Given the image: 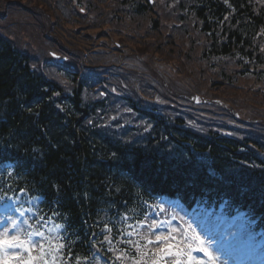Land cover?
<instances>
[{"label": "trees", "instance_id": "obj_1", "mask_svg": "<svg viewBox=\"0 0 264 264\" xmlns=\"http://www.w3.org/2000/svg\"><path fill=\"white\" fill-rule=\"evenodd\" d=\"M165 2L59 0L48 17L55 16L56 24L63 25L89 23L93 16L101 20L107 14L105 20L115 23L110 32L117 29L137 50L150 57L156 54L153 58L172 56L189 76L185 66H194L199 79L212 70L218 74L215 80L223 79L227 90L234 91V103L244 110L264 111V0ZM33 4L37 11V0ZM13 7H22L26 14L19 25L12 22ZM31 9L22 2H0V150L18 162L16 187L45 195L46 203L63 213L70 237L69 264L95 261V249L109 264H152L157 247L147 237L135 242L110 230L124 219L138 225L142 209L157 195L204 194L219 201L248 190L246 206L264 228V161L260 167L245 164L254 159V152L241 140L252 136L213 134L206 121L191 129L186 112L173 105L177 96L170 88L160 94L173 97L148 91L147 85L140 94L131 85L130 103L105 87L118 76L116 69L96 72L87 67L112 63L108 53L62 45L53 34L55 23L45 13L43 23L33 19L46 32L41 35L30 25ZM34 38L68 56L67 62H53L50 56L43 60ZM90 71L109 82L84 84L88 78L83 75ZM116 87L121 90V83ZM157 96L167 105L144 101ZM255 135L254 145L264 153L263 122Z\"/></svg>", "mask_w": 264, "mask_h": 264}, {"label": "snow or ice", "instance_id": "obj_2", "mask_svg": "<svg viewBox=\"0 0 264 264\" xmlns=\"http://www.w3.org/2000/svg\"><path fill=\"white\" fill-rule=\"evenodd\" d=\"M2 199L3 197H0V200ZM20 215L23 216L24 212L20 211ZM7 220L11 227L5 226L0 229V264H62L60 252L64 245L58 243L61 239L59 235L50 237L45 232L36 230L27 220L23 223L28 225L29 229H33L32 231L21 228V222L16 218L9 216ZM61 227L56 226L57 229ZM158 227L160 224L156 221L149 225L150 229ZM51 231L53 230L49 229V232ZM172 231L167 235L164 233L157 235V241H165V246L158 247L157 252L153 254L152 264H226L221 262L218 251L213 250L212 242L203 238L191 223L180 231L179 240L172 235ZM33 237H40V240ZM54 240L57 243L54 244ZM149 243L152 241L149 240ZM193 251L203 253V257L193 256ZM137 264H140L139 260ZM144 264H147V261Z\"/></svg>", "mask_w": 264, "mask_h": 264}, {"label": "rangeland", "instance_id": "obj_3", "mask_svg": "<svg viewBox=\"0 0 264 264\" xmlns=\"http://www.w3.org/2000/svg\"><path fill=\"white\" fill-rule=\"evenodd\" d=\"M0 2L8 4V3H12V4H16L17 2H22L23 4H27V6H29L32 12H30L31 14V19H32V23L30 25L33 26V29L37 30L41 35L42 34H46V32H44V30H41L40 24L39 23H43L44 19L43 16L45 14H47L48 19L53 20V22L55 23L54 26V30L55 32L53 33L56 37H58L60 43L64 46H69V47H79L82 48L84 50H88L91 48H94L97 46H99L101 43L106 42L107 44H113V45H117L118 41H121V37L119 35H115V33H117V29H114V31L110 32V35H106L104 34V31H110V27L113 25L114 26V22L110 21L108 22L107 20H105L107 17H109L107 14H105L103 19H96L95 16H93V20L90 21L89 23H75V22H70V23H65L63 25H58L56 24V20H55V16L52 17H48V14H52V4L47 3V0H37L38 4H39V9L37 11H34V7L35 4H33V0H0ZM54 2V0H53ZM12 7V6H11ZM15 9V11H11V15H12V22L15 23V25H19V22L22 20V18L26 15L24 14V10L22 7H13ZM40 11V13H39ZM35 14V15H34ZM40 14V16H39ZM37 19L39 23H36L33 19ZM112 24V25H111ZM35 37V35H34ZM34 40L38 43V46L40 48V51L37 53V55L40 57L42 56L43 60H44V56H50V50H48L47 48L49 47L47 45L46 41H43L41 39H35ZM43 41V42H42ZM124 46H130V44L123 39ZM29 45L31 46V42L29 43ZM22 46L25 49H29L28 46H25L22 43ZM160 53H163L160 52ZM155 56V55H154ZM153 56V57H154ZM151 57V60L153 62H157L158 65H160V69H164L163 75L165 76L167 74V76H162V74L159 75V77L162 79V83H156L154 82L152 79L151 81L148 80V82H150L149 84H153L155 87L157 88H161L160 85L166 87L167 85L171 87V84L168 82H165V80H167L166 77L171 76L173 73L176 72V69L178 68L179 64L177 63L176 59L172 56L170 57H166V56H158L157 58H153ZM39 58H37L38 60ZM35 65H37L36 62H34ZM187 67V66H185ZM188 71H191L190 68H188ZM163 71V70H162ZM180 80L179 85L180 86H184L185 84L187 85V82L184 80L182 81V76L180 74H178L177 76ZM210 78H204L201 80V88L205 89L206 87H210L213 88L214 85H210ZM220 90V89H219ZM219 90H210L208 91L209 93L215 92V91H219ZM218 254L220 255V259L221 262L222 260H226V255L223 254L222 252L218 251ZM246 257V256H244ZM255 260H252V262L254 264H264V259L259 258L258 256H254L253 257ZM251 263V262H250Z\"/></svg>", "mask_w": 264, "mask_h": 264}]
</instances>
